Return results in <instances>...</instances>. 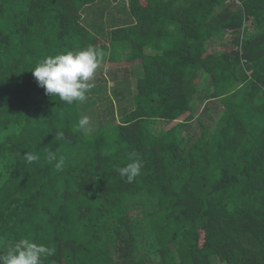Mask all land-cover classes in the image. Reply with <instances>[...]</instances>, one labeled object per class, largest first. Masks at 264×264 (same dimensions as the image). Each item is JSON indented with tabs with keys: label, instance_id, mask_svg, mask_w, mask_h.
<instances>
[{
	"label": "trees",
	"instance_id": "16d2710c",
	"mask_svg": "<svg viewBox=\"0 0 264 264\" xmlns=\"http://www.w3.org/2000/svg\"><path fill=\"white\" fill-rule=\"evenodd\" d=\"M234 1L0 0V252L28 239L54 250L44 264H264V0ZM89 44L112 66L86 101L45 95L35 64Z\"/></svg>",
	"mask_w": 264,
	"mask_h": 264
},
{
	"label": "clouds",
	"instance_id": "9594fccd",
	"mask_svg": "<svg viewBox=\"0 0 264 264\" xmlns=\"http://www.w3.org/2000/svg\"><path fill=\"white\" fill-rule=\"evenodd\" d=\"M104 59V53L96 46L89 44L79 50H68L59 54L47 56L39 60L31 70L39 87L45 95L59 98L67 105L84 102L90 91V81ZM89 118L82 117L79 127L87 130ZM51 156L52 154L49 153ZM24 160L32 163L39 159L37 154L26 152ZM52 158H55L54 156ZM63 158L56 164L60 169L64 165ZM142 163L132 159L126 166L117 169L120 177L132 183L141 174ZM54 250L43 243L28 239H20L7 245V250L0 252V264H44L53 255Z\"/></svg>",
	"mask_w": 264,
	"mask_h": 264
},
{
	"label": "rangeland",
	"instance_id": "374dc122",
	"mask_svg": "<svg viewBox=\"0 0 264 264\" xmlns=\"http://www.w3.org/2000/svg\"><path fill=\"white\" fill-rule=\"evenodd\" d=\"M41 2H43V3H46L47 2V0H40ZM244 28L246 29V30H248V31H253V26H252V22H247L246 24H245V26H244ZM229 34V33H228ZM230 38H231V33L229 34V35H225V37L222 39V41L221 42H219V44H216L215 46H213V47H209L208 49V51L210 52H212V51H217V50H222L223 49V47H222V44H226L229 40H230ZM111 66L112 65H110L109 63H104V62H102V63H100V65H99V67H98V69L96 70V73H98L99 71H107L108 69H111ZM120 66H128V64H126V63H124V64H122V65H120ZM133 69H135V68H133ZM136 69H138V68H136ZM135 69V70H136ZM137 73H139V69H138V72H136V74L134 75V76H137ZM140 74V73H139ZM139 76V75H138ZM110 86H112V83H110ZM185 119V116L184 117H182V119L180 120V121H183ZM207 121V120H206ZM172 125H174V124H171V125H167V122H165V121H162L161 123H159L158 125H156L155 126V128H154V130H155V132H159V133H162V132H164V131H166V130H168V129H170L171 127H172ZM194 125H195V122H192L191 124H190V126L189 127H187L184 131H183V133H184V135L185 134H187L188 132H193V128H194ZM203 132V130H202V128H199V129H197V131H196V135H200L201 133ZM188 135V134H187ZM183 136V135H182ZM181 136V137H182ZM206 263V261H203V264H205ZM211 263H214V260H211Z\"/></svg>",
	"mask_w": 264,
	"mask_h": 264
},
{
	"label": "built area",
	"instance_id": "2783aa9c",
	"mask_svg": "<svg viewBox=\"0 0 264 264\" xmlns=\"http://www.w3.org/2000/svg\"><path fill=\"white\" fill-rule=\"evenodd\" d=\"M234 3L239 4V2L237 0H235Z\"/></svg>",
	"mask_w": 264,
	"mask_h": 264
}]
</instances>
